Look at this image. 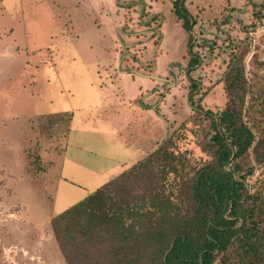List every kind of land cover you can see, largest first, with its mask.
<instances>
[{
  "label": "rangeland",
  "instance_id": "rangeland-1",
  "mask_svg": "<svg viewBox=\"0 0 264 264\" xmlns=\"http://www.w3.org/2000/svg\"><path fill=\"white\" fill-rule=\"evenodd\" d=\"M186 5L197 20L192 32L172 0H0V264H68L51 219L104 183L90 165L101 168L121 158L116 130L122 116L115 112L111 136L86 116L101 115L95 111L112 98V106L128 114L129 101L145 87L142 76L150 85L143 100L163 118L160 126L151 119L148 154L199 113L198 106L225 107L232 54L243 55L249 88L264 91V0ZM190 35L199 58L195 67L189 66ZM192 80L200 88L190 95ZM65 130L66 155L82 163H66V171ZM195 130L181 146L200 159L202 135ZM94 154L98 162L89 159ZM67 175L74 182L65 181ZM260 179L264 167L247 182Z\"/></svg>",
  "mask_w": 264,
  "mask_h": 264
},
{
  "label": "trees",
  "instance_id": "trees-1",
  "mask_svg": "<svg viewBox=\"0 0 264 264\" xmlns=\"http://www.w3.org/2000/svg\"><path fill=\"white\" fill-rule=\"evenodd\" d=\"M172 2L192 32L186 0ZM224 83L221 111L198 106L150 154L53 216L68 264H264V180L247 182L264 167V91L249 88L237 53ZM199 88L192 80L190 95ZM194 127L200 159L181 146Z\"/></svg>",
  "mask_w": 264,
  "mask_h": 264
},
{
  "label": "crops",
  "instance_id": "crops-1",
  "mask_svg": "<svg viewBox=\"0 0 264 264\" xmlns=\"http://www.w3.org/2000/svg\"><path fill=\"white\" fill-rule=\"evenodd\" d=\"M124 74H126V72ZM142 79L145 83V87L141 92H139L141 95L139 93L136 95L134 94L135 96H133V98L129 101L134 110L132 109L128 114L125 113L123 109H117L115 106H112L116 105L117 102V98H115V100L112 98V101L107 104H104L105 106L103 107L101 106L100 110L95 111L101 112V115H98L97 113H93L91 111L86 116L87 118H92L90 124L91 126L93 125V128L97 129L99 127V124L101 123L107 129L106 132L110 136L112 135V132H115L113 129V126L116 124L114 122L115 112L119 113V115L122 116V118L118 120V123H120L121 127L119 128V131L116 130V132L120 136L119 140L121 139L122 141V144H120L121 151L119 153L121 155V158L112 162V164L108 163L105 167L99 168L97 166L91 165L89 167V171L92 172L95 177L104 178V183L116 177L117 175L122 173L124 170H126L148 154L145 151V138L150 137L151 119H153L154 123H156L158 126L161 125V122L159 121V119L161 118L160 112L155 109L153 110V108L148 106L147 102H144L143 100L147 88H149L150 85L146 84L149 83L146 78L142 76ZM105 93L107 94L109 93V91H106ZM71 113L73 118V111ZM63 114H66V111ZM81 123L85 124L82 120ZM163 124L166 132V122L164 121ZM62 139L64 140V146L62 148L63 151L61 153V164L63 169L66 171V163H68L69 166L72 167H82V163L77 162V160L75 159L76 156L68 157V155H66V130L63 134ZM89 159L94 160L95 162H98V160H100L97 154H94ZM55 161V159H52L48 165H51V163L53 165ZM72 178L73 177L71 175H67V177L64 176L63 179L65 181H71ZM75 184H77V182ZM86 184L88 185L89 182L87 181Z\"/></svg>",
  "mask_w": 264,
  "mask_h": 264
}]
</instances>
